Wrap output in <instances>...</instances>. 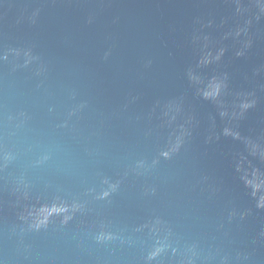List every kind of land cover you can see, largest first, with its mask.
<instances>
[{"label":"water","instance_id":"obj_1","mask_svg":"<svg viewBox=\"0 0 264 264\" xmlns=\"http://www.w3.org/2000/svg\"><path fill=\"white\" fill-rule=\"evenodd\" d=\"M0 264H264V0H0Z\"/></svg>","mask_w":264,"mask_h":264}]
</instances>
